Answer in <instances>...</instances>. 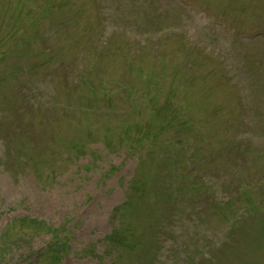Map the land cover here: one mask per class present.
I'll return each instance as SVG.
<instances>
[{
    "label": "rangeland",
    "instance_id": "obj_1",
    "mask_svg": "<svg viewBox=\"0 0 264 264\" xmlns=\"http://www.w3.org/2000/svg\"><path fill=\"white\" fill-rule=\"evenodd\" d=\"M0 38V235L38 220L67 233L60 264H113V213L144 175L127 222L148 253L116 264H264V0H0ZM36 235L1 264L38 261Z\"/></svg>",
    "mask_w": 264,
    "mask_h": 264
},
{
    "label": "trees",
    "instance_id": "obj_2",
    "mask_svg": "<svg viewBox=\"0 0 264 264\" xmlns=\"http://www.w3.org/2000/svg\"><path fill=\"white\" fill-rule=\"evenodd\" d=\"M19 14L17 15V19L15 21L18 23H22V19L18 18ZM18 31H14L9 38L8 37H3L5 42V45L7 43H12L16 41L15 36L18 35ZM12 35H14L12 37ZM1 39V38H0ZM8 39V40H7ZM2 41V40H0ZM1 54V58H2ZM3 59V58H2ZM20 71L22 72L24 69L22 67L19 68ZM153 76H148V81H153L154 79ZM2 84V80H0V85ZM3 96H7V93H3ZM81 98V97H79ZM9 99V98H7ZM11 100V96H10ZM87 100V98H86ZM94 101V99H90ZM149 102L153 106H155L158 102V97L157 96H151L149 99ZM92 103V102H89ZM170 103V102H169ZM91 110L94 107H91L88 105V107H85V109ZM162 109H158L155 112V117H156V122L158 124H162V128L164 127L163 125L166 123L167 128H173L172 127V121L171 119H168V113H164L162 115L159 114V111ZM2 112L8 111V109H1ZM155 123L152 124L149 128H139L137 135L135 138L130 142L127 143L131 150H133L132 153L137 150L139 146H143L146 148L147 146H144L145 141L148 140V138L151 137V134L154 135L156 128L152 129L151 127H154ZM131 136H128L125 140H129ZM124 140V138L122 139ZM121 140V141H122ZM177 140L173 138V142L175 145V141ZM157 141H158V135H157ZM156 142V141H155ZM26 143V142H25ZM149 144V143H148ZM26 145L21 143V147H26ZM72 145H74L75 149L79 152H81L83 149L79 147L78 143L72 142ZM122 146V144H120ZM80 149H82L80 151ZM152 149L148 150L146 154H144L139 161V164L141 165L144 160L147 159L149 152ZM19 160L23 159L24 156L21 155V153L17 154V157ZM136 180V179H135ZM134 180V181H135ZM146 180H149L146 178V176L139 177L138 180L135 182L131 183L128 189V197L126 202L121 206L115 209L114 213L116 216L117 220L119 221V225L115 226V229L113 232L107 237L106 243L109 248L116 249V256L115 259L113 260V264H116L120 259H121V252L126 251L128 252L129 256L132 257L133 254L136 253V257H142L145 258L148 253V242H146V238L144 234L140 233V228L139 227H131V223L127 222L129 221V218L132 214V212H135L136 210H139L143 207L140 206L139 201L143 200L145 196L149 198L148 191L146 188ZM178 192L174 191L173 192V198L171 197V200H175L177 204L180 203V198L181 196ZM241 198L245 200V202L248 203V206L252 208V210L256 209L253 207V202L250 199L249 191L246 189H243V191L240 194ZM227 206L229 204V201L226 202ZM143 210V209H142ZM18 221V220H17ZM12 225V226H11ZM10 226H7L3 233L0 235V264L5 262L8 255L12 252L11 248L15 244V240H17V236L20 237L18 239L24 240V239H32L36 235V233H45L46 235L50 236V241L48 242L47 248L44 250V252L41 254L40 259L34 263L31 264H60L64 256L67 254V251L70 247L68 239H67V233L64 232V230H59L58 228H55L53 226H48L44 222H40L38 220L30 219V218H24L21 219L19 222H15L14 224H11ZM17 225V227H15ZM16 228L20 230V233H17ZM26 228H30V232H25ZM155 226H151V230H154ZM14 238V240H13ZM131 239H133L131 241ZM264 239V221L262 220L261 222V227H260V234H259V240ZM144 240V241H143ZM264 245V244H263ZM108 251V248H107ZM147 251V252H146ZM146 252V253H145Z\"/></svg>",
    "mask_w": 264,
    "mask_h": 264
}]
</instances>
